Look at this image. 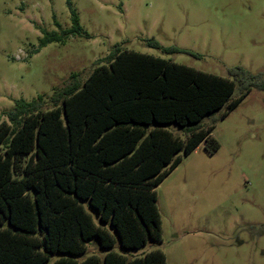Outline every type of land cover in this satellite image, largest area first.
<instances>
[{"label":"trees","instance_id":"1","mask_svg":"<svg viewBox=\"0 0 264 264\" xmlns=\"http://www.w3.org/2000/svg\"><path fill=\"white\" fill-rule=\"evenodd\" d=\"M68 6L74 26L44 32L34 53L85 35ZM97 62L81 84L71 75L52 108L42 96L19 99L0 116V264H167L161 250L128 259L112 249L162 240L158 186L203 141L219 149L217 118L207 128L203 119L224 109L223 119L253 88L264 91V73L241 67L223 77L119 46ZM89 242L103 258L82 259Z\"/></svg>","mask_w":264,"mask_h":264},{"label":"rangeland","instance_id":"2","mask_svg":"<svg viewBox=\"0 0 264 264\" xmlns=\"http://www.w3.org/2000/svg\"><path fill=\"white\" fill-rule=\"evenodd\" d=\"M83 36H62L39 48L44 32L72 28L68 0H0V116L15 101L51 96L81 84L115 47L229 77L241 67L264 73V0H70ZM190 50L164 53L148 47ZM239 94L235 92L234 96ZM203 119L220 144L203 141L157 188L161 241L112 250L128 259L161 250L167 264H264V91L251 92L225 118ZM175 135L181 130L171 125ZM89 255L103 258L93 242ZM58 256H53V259Z\"/></svg>","mask_w":264,"mask_h":264}]
</instances>
